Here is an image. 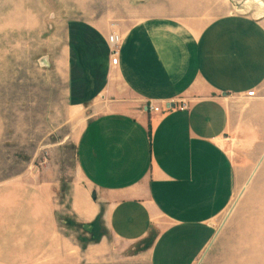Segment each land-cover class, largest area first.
Here are the masks:
<instances>
[{
    "label": "crops",
    "instance_id": "obj_1",
    "mask_svg": "<svg viewBox=\"0 0 264 264\" xmlns=\"http://www.w3.org/2000/svg\"><path fill=\"white\" fill-rule=\"evenodd\" d=\"M127 5L63 29L66 104L94 112L75 142L85 185L64 209L43 174L0 184V264H194L234 198L222 143L262 103L246 92L264 82V26L214 20L213 0Z\"/></svg>",
    "mask_w": 264,
    "mask_h": 264
},
{
    "label": "rangeland",
    "instance_id": "obj_2",
    "mask_svg": "<svg viewBox=\"0 0 264 264\" xmlns=\"http://www.w3.org/2000/svg\"><path fill=\"white\" fill-rule=\"evenodd\" d=\"M145 1L0 0V184L43 174L56 181V201L64 209L72 188L85 185L75 142L94 112L66 104L63 29L79 19L131 17L127 3ZM184 1L203 5L207 0ZM211 12L214 20L246 19L264 26V0H213ZM249 92L254 95L248 97ZM246 96L262 103H247L245 122L222 143L235 167V195L213 220V238L194 264H264V82Z\"/></svg>",
    "mask_w": 264,
    "mask_h": 264
},
{
    "label": "built area",
    "instance_id": "obj_3",
    "mask_svg": "<svg viewBox=\"0 0 264 264\" xmlns=\"http://www.w3.org/2000/svg\"><path fill=\"white\" fill-rule=\"evenodd\" d=\"M122 38L118 33H112L108 35L107 37V43H108V51H109V57H110V65L115 67L118 62L119 52H120V46H121ZM254 95L253 92L247 93L248 97H252ZM179 110L183 111L186 109V104L184 102L179 103ZM169 106V104H167ZM148 110L152 112H158V108L154 105H149Z\"/></svg>",
    "mask_w": 264,
    "mask_h": 264
},
{
    "label": "bare ground",
    "instance_id": "obj_4",
    "mask_svg": "<svg viewBox=\"0 0 264 264\" xmlns=\"http://www.w3.org/2000/svg\"><path fill=\"white\" fill-rule=\"evenodd\" d=\"M222 143V142H221ZM264 230V229H263Z\"/></svg>",
    "mask_w": 264,
    "mask_h": 264
}]
</instances>
